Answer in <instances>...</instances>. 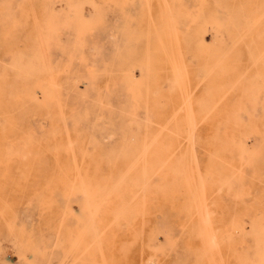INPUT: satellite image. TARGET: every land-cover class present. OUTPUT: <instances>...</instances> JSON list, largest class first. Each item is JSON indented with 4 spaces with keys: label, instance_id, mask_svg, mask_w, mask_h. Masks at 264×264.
<instances>
[{
    "label": "rangeland",
    "instance_id": "obj_1",
    "mask_svg": "<svg viewBox=\"0 0 264 264\" xmlns=\"http://www.w3.org/2000/svg\"><path fill=\"white\" fill-rule=\"evenodd\" d=\"M0 264H264V0H0Z\"/></svg>",
    "mask_w": 264,
    "mask_h": 264
}]
</instances>
